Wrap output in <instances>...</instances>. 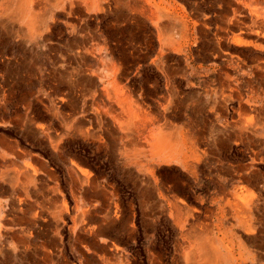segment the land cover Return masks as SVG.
Returning <instances> with one entry per match:
<instances>
[{
	"label": "rangeland",
	"instance_id": "374dc122",
	"mask_svg": "<svg viewBox=\"0 0 264 264\" xmlns=\"http://www.w3.org/2000/svg\"><path fill=\"white\" fill-rule=\"evenodd\" d=\"M34 1L42 12L45 0ZM131 1L113 0V12L129 10L127 2ZM141 1L147 7L146 13L135 16L136 19H142L141 24L136 25V19L114 22L116 35L113 36V43H119L128 51L125 75L120 85L124 96L136 99L146 110L143 117L135 118L134 121L139 129L135 137L142 144L145 157H148L159 146L154 134L167 136L174 127L185 131L197 130L201 125V116L205 113L209 114L210 128L213 130L226 129L235 122L236 113L229 111L236 108L237 101L223 100L227 91L223 93L220 81L216 78L218 66L215 64L227 62L229 53L238 54L247 61L252 58L253 47L264 41L261 37L263 32L254 33L260 30V25L264 29V0L252 3L258 9V16L251 13L252 4L243 9V16L237 15L243 20L241 29L251 34L237 29H224L226 24L223 21L226 18L221 17V14L223 9L231 11V6L228 7L227 0H210L211 22L206 41L201 39L199 29H194L193 35L198 41L188 53L190 56L185 58L183 54L170 53L165 58L163 69L153 64L155 49L163 37L161 24L168 21L177 23L174 16L181 14L188 15L185 19L188 23L189 20L199 19L193 15L188 2L199 3L201 0ZM17 2L0 0V19L4 23L0 25V89H10L0 98L6 106L0 109V264H51L46 255L55 264H113L117 258L122 259L123 264H188L192 249L209 239H214L218 245L223 264H250L247 258L257 248L246 241L244 226L232 216L228 208L219 230L213 218L202 217L200 222L191 225L189 222H178L166 211L140 204V185L118 163L126 156L135 158L124 128L131 114L127 98L125 104L116 106V113H113V156L104 149L96 150L94 146L86 149V155L95 156L86 167L105 175L113 183L114 193H118V225L113 224V221L103 223L98 235L84 242L76 240L78 231L73 235L65 226L59 234L60 243H48V239L56 235L55 220L51 213L57 202L36 196L35 188H58L69 194L66 161L62 154L51 149L47 139L35 140L30 129L35 122L51 123L53 127L61 125L60 119L50 116L47 111L63 95L61 90H52L54 81L49 82L47 78L51 67L48 56L69 52L72 36L63 23L67 19L65 13L54 9L53 14L57 13V16L52 35L47 40H40L32 48L31 42L23 36L27 29L25 20L12 21L8 17V3L14 6ZM159 6L166 9L168 17L160 15ZM104 21L98 17L89 20L92 26H104ZM14 30L18 32L14 33ZM238 36L246 44H233V38ZM212 47L215 49L212 50ZM54 69L55 74L61 72L60 65ZM227 71L236 79L232 83L240 85L244 97L253 96L255 100L252 103L263 104L259 91L250 92L245 82L246 76L235 70ZM4 72L5 78L9 80L4 79ZM13 77L17 78L11 79ZM47 92H50L49 98ZM58 111L61 115L67 114L69 106L62 103ZM39 112L44 118L37 117ZM163 112L166 119L160 116ZM154 117L157 119L153 121ZM223 134L211 132L214 136L211 152L206 160L198 152L195 175L188 174L177 160L162 161L156 170L159 177H167L179 187L187 188L189 203L198 208L202 215H205V208L213 207L211 198L217 195L215 188H220L222 182H225L224 188H239L229 180L223 169L237 162H249V151L243 144H235L231 140L227 143L228 147L223 146ZM77 143V140H67L68 149L72 152L78 149ZM198 147L202 148L201 145ZM255 165L263 166L264 170V163ZM28 171L36 173L37 182L27 178ZM24 188H28L27 194ZM255 188H264L263 180H259ZM240 242L244 243L245 249L240 247ZM227 246L231 248L230 251ZM48 250L51 254H48ZM240 257L247 260L242 262Z\"/></svg>",
	"mask_w": 264,
	"mask_h": 264
},
{
	"label": "crops",
	"instance_id": "0c3cea01",
	"mask_svg": "<svg viewBox=\"0 0 264 264\" xmlns=\"http://www.w3.org/2000/svg\"><path fill=\"white\" fill-rule=\"evenodd\" d=\"M51 1L53 0H47V2ZM65 1L66 4L59 10L65 13L67 19H65L63 23L72 36L69 42V52L58 56H48L51 67L47 73L49 82L54 81L52 90L54 92L61 90L63 94L59 98L57 104L54 103L47 108V111L49 110L50 112V116L52 115L60 119L61 125L59 127H53L51 123L44 124L35 122L34 125H32L33 129H30L35 140L41 141L44 138L47 139L51 149L62 154L66 161L69 194L58 188H49V190L45 188H35L36 196H41L48 200L53 199V203L57 202V205L61 204V208L64 210L62 213L63 219L55 221L56 235H54V237L50 236L52 238L48 239V243H53V245L60 243L61 237L59 234L65 226L69 228L73 235L78 231L79 234L76 240L84 242L85 240L92 239L93 236H97L101 231L103 223L113 221V224H116V226L118 225V211L117 207L115 208L120 202L117 197L118 193H114L113 183L108 181L105 175L86 167V165L91 164L92 159L95 157L94 155H92L94 157L86 155V149L89 150L94 146L96 150L104 149L111 157L113 156V136L115 135V131L113 130V118L115 114L113 113H116V106L125 104V98H127V102L131 106V114L124 128L126 130V137H128L130 140L129 143L134 149L135 158L126 156L118 160V163L126 168L129 177L140 185L138 188L140 204H146L150 209H160L161 212L166 211L170 217L176 218L178 222H189L191 225L195 222H200L202 217L213 218L217 221V228L219 230L224 223L227 213L226 208H228L232 211V216L235 218L237 217L236 219L244 226L246 241H250L252 245L257 248L256 252L252 253V256L247 258L248 261L250 260V264H264V200H262V196H260V194L263 193L261 188H255L259 180H263L264 183L263 166L255 165L256 163H264V41L253 47L251 51L252 58L249 61L240 58L238 54L229 53V60L227 62L215 64L218 66L217 70H215L216 78L220 81L223 93L227 91L223 100L225 102L237 101L236 108L229 111L230 113H236V119L232 126L226 129L214 128L213 130L210 128L209 114L205 113L201 116L202 124L197 130L186 132L183 128L174 127L167 136L161 137L154 134V137L159 141V146L151 152L150 156L145 157L142 144L135 137V132H139V129L136 127L134 119L143 117L146 111H143L145 109L136 99L124 96L125 92L120 85V80L125 75V65L129 55L124 46L119 43H113V36L116 35V31H114L113 28L115 27L114 22L131 21L136 19L135 16L137 14L143 15L146 13L147 8L145 3L141 0H132L131 3L127 2L129 10L120 9L113 12V0H94L95 5L91 8L86 7V5L79 0L77 5L71 8L68 4L69 0ZM259 1L260 0H227L226 3L228 7L231 6V11H229V9H223V13L221 14V17L226 18V20L223 21L226 24L224 29L228 28L230 30L237 29V31H243L240 24L243 23V20L238 16H243L241 13L243 9L248 8L253 2ZM34 5L37 7V4L34 3ZM188 5L191 8L190 10L194 12L193 15L199 17V19L193 20L192 22L189 20L188 23L185 20L188 15L181 14L177 17L174 16L175 19H177V23L168 21L161 24L163 37L161 43L158 44L155 49V59L153 61V64L158 69L164 68L165 58L170 53L183 54L185 58L190 56L188 53L191 52L192 47L198 41V38L193 35L195 32L194 29H199L201 39L204 42L209 35V25L211 22L209 11L212 7V4L210 5V0H201L199 3L190 1ZM252 5L253 8L251 10L254 13L250 12L254 16H258V9L254 4ZM159 8L161 11L160 15L168 17L166 9L160 6ZM56 16L57 13L55 14V17ZM97 17L100 18V20L105 19L104 26L98 24L92 26L90 24L89 20ZM55 20L50 22L51 29L49 32H46L48 33L46 36L47 39H49L53 33ZM158 20L159 19L156 21ZM141 22L142 19L137 18L135 23L136 25H140ZM259 29L261 31L255 30L254 33L259 34L263 32L261 37L264 40V29L262 25H260ZM92 32H96L98 35L99 38L97 40L100 45L98 55H96L95 59H92V62H97L98 68L101 70L97 72V74H91V76L87 77L83 72H72L71 68L78 66V63L80 64V62H82V60H80L82 54L80 51L86 47V45L89 46L90 43V41L86 42L85 35L92 34ZM243 32L251 34V32L245 30ZM216 42L218 43V41ZM233 44L241 45L246 44V42L238 36L233 38ZM30 45L34 48L32 43ZM80 45L81 49L78 50ZM211 49L214 50L215 48L212 47ZM100 58H104L108 62L110 69L104 67ZM58 65L61 66V72H64L55 74L54 68ZM81 65H83V63H81ZM83 69H86V65H83ZM227 70H235L243 76H246L245 82L249 86L250 92L259 91V93L262 94L261 101L263 104L256 105L252 103L255 100L253 96L246 95V97H244L240 91V85L232 83V81L236 82V79H233ZM66 71H70L71 75L66 74ZM105 74L109 76L107 77ZM72 76L75 77V79L73 78L74 80H72ZM3 77H6L5 72L3 73ZM16 78L17 77H13L11 79ZM109 82L110 84H108ZM112 88L113 92L111 94ZM9 92L10 89H8V91L6 89H0V98H3ZM108 95L113 96V99L109 100ZM47 97H50V92H47ZM62 103L69 106V112L67 114L61 115L58 111ZM5 107V103H2L0 99V109ZM201 109L203 110L204 108ZM164 110H166V107ZM96 111H98L101 116L104 130V132L101 133L103 137L101 141L92 140L78 133L67 131V125L81 127L88 126L90 123L96 125L98 121V118L95 117ZM230 113L227 112L228 115H230ZM160 116L164 119L167 118L165 112ZM37 117L44 118V115L39 112L37 113ZM155 119L157 118H152L153 121ZM108 129L110 130L108 131ZM211 132H214L216 135L217 133H224L222 136L224 138V147H228L227 143L232 140L235 144H243L249 151L247 154L249 162H237L236 164L227 166L223 171L229 176V180L236 183L239 188L249 187L248 189H251L255 193L253 205L249 204L236 207V204L231 205L227 203L233 200L232 197L237 188H224L225 182H222L219 185L220 188H215L217 195L211 198L213 207L205 208V215H202L198 208L192 207L189 203L190 200L187 188L179 187L175 181L167 177H159L156 173L162 161L177 160L188 174L194 175V170L199 160V154L202 159L206 160L211 152V145L214 139ZM56 134L61 136V138L55 139ZM69 139L78 141V149H73V152L69 150L67 146V140ZM78 144H80V147H78ZM199 145L202 146L201 149H199ZM73 163L89 175L91 180L89 183L80 182L78 177L81 171L74 169L75 172H73L71 169L75 166ZM26 175L31 182L38 181L36 173L28 171ZM24 192L27 194L28 188H24ZM80 197L84 206L85 203H87V208L91 211V217L90 219L84 220V222L78 223L77 227L73 228L75 226V218L72 217V215L76 213L75 209L76 206L80 204ZM201 202H203L202 198ZM111 205L114 206L113 211L110 217L106 218L105 211ZM242 208L243 210L240 211ZM66 210H68L67 213L65 212ZM237 212L240 216H244L245 213L248 215L247 218H243L245 222L240 218ZM68 222H70V225H68ZM188 235H190V232H188ZM239 245L245 249L243 242H240ZM115 248H117V246H115ZM226 248L228 251L231 250L228 246ZM48 254H51L50 250H48ZM45 257L51 261V264L56 263L52 261L48 255ZM188 257V264L224 263L219 247L214 239L205 240L197 244L189 253ZM240 259L242 262L247 260L242 257H240ZM123 262L122 259L117 258L114 260L113 264H123Z\"/></svg>",
	"mask_w": 264,
	"mask_h": 264
},
{
	"label": "bare ground",
	"instance_id": "6f19581e",
	"mask_svg": "<svg viewBox=\"0 0 264 264\" xmlns=\"http://www.w3.org/2000/svg\"><path fill=\"white\" fill-rule=\"evenodd\" d=\"M79 1L84 3L86 5V7H89V8H91L92 6L95 5L94 0H79ZM34 3L37 4L34 0H18V2L15 3L14 6H12V3H8L7 10H9L8 17L12 21H21L23 19L25 20L24 23L27 26V29L23 32V36L26 37V39L32 43L33 47H36V45L39 43L40 40L43 41V40L47 39L46 36L48 33H46V32H49L51 29L50 21L53 22L55 20V14H53L54 9H60L61 7H63L66 4V1L65 0H53L51 2H47V0H46L45 5H44V10L42 12H40L37 9V7L34 5ZM77 3H78V0H69V2H68V4L70 5L71 8H73L75 5H77ZM122 10H121V12H122ZM3 24H4L3 21L0 19V25L3 26ZM71 26H73V25H71ZM13 32L17 33L18 31H13ZM85 36H86V42L90 41V43H89V46L86 45V47H84L80 51V53H82L81 58H80V60H82V62H80V64L78 63V66H75L72 68L70 67V68L72 69V72H74V73L75 72H77V73L83 72L88 77V76H91V74L92 75L97 74V72H99L101 70L98 68L97 62H92V59H95L96 55H98V52L100 50V45H99L98 40H97L99 37L96 34V32H92V34H88V35L86 34ZM79 49H81V45L79 46L78 50ZM100 61L103 63V65H104V67H106V69H110V65L108 64V62L104 58H100ZM81 63H83V65H86V69H83V65H81ZM66 74H70V71H66ZM105 76L108 77L109 75L105 74ZM73 78L75 79L74 76H72V80H74ZM4 79H7V78H4ZM108 84H110V82ZM111 90H112L111 91V94H112L113 88ZM108 98H109V100H112L113 96L108 95ZM70 105H71V103H70ZM143 111H146V110H143ZM95 117L98 118L96 125H93L91 123L88 126H84V127L67 125V131L78 133V134L82 135L83 137H89L92 140L101 141V139H103V137L101 136V133L104 132V130L102 127L101 116L98 113V111L95 112ZM81 122H79V123H81ZM109 130L110 129H108V131ZM60 138H61V136L56 134L55 139H60ZM184 142H185V140H184ZM74 165H75L74 168H71L73 172H75L76 169L81 171V174L78 177L80 182H83L86 184L89 183L91 181L89 175L86 174L85 171L79 169V167L76 164H74ZM192 174H193V172H192ZM261 191L263 193H261L260 196H262L261 199L264 200V188H261ZM254 195H255V193L251 189L237 188V190H235V193L233 194V197H232L233 200L229 201L227 203H230L231 205L236 204V207H242V206H246L249 204L253 205ZM81 200L82 199L80 197V204H79V206H76V209H75L76 213H74L72 215V217L75 218V222H74L75 226L73 228H76L78 223L84 222V220L90 219V217H91L90 216L91 211L87 208L88 207L87 203H85V206H84L82 203L83 201H81ZM55 207L51 213L54 220L55 221L62 220L63 219L62 213L64 210L61 208L62 207L61 204L57 205ZM113 208H114V206L111 205L106 209V211H105V217L106 218L110 217V215L113 211ZM115 208H116V206H115ZM242 210H243V208L240 211H242ZM67 211L68 210H66L65 212L67 213ZM240 211H238V212H240ZM238 212H237V214L240 216V214ZM245 217L246 218L248 217V215H246V213L244 214V216H240V218H242V219ZM243 221L245 222L244 219H243ZM52 245H53V243H52ZM257 247H259V246H257Z\"/></svg>",
	"mask_w": 264,
	"mask_h": 264
}]
</instances>
